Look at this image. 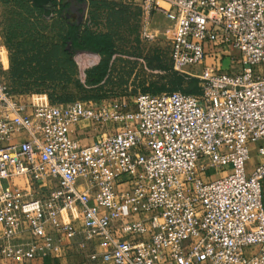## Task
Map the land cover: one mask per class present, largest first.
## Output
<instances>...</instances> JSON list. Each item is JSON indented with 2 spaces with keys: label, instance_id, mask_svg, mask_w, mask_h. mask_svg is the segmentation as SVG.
Returning <instances> with one entry per match:
<instances>
[{
  "label": "built area",
  "instance_id": "built-area-1",
  "mask_svg": "<svg viewBox=\"0 0 264 264\" xmlns=\"http://www.w3.org/2000/svg\"><path fill=\"white\" fill-rule=\"evenodd\" d=\"M137 2L173 24L171 64L199 68V95L26 103L0 39V264H264V0ZM228 49L239 72L205 65ZM83 122L92 144L71 135Z\"/></svg>",
  "mask_w": 264,
  "mask_h": 264
},
{
  "label": "rangeland",
  "instance_id": "rangeland-1",
  "mask_svg": "<svg viewBox=\"0 0 264 264\" xmlns=\"http://www.w3.org/2000/svg\"><path fill=\"white\" fill-rule=\"evenodd\" d=\"M84 1L91 3L84 20L89 31L111 37L109 58L82 51L66 60L58 58L61 33L68 30L64 20L47 15L32 0H0V39L4 46L5 26L16 34L11 49L6 47L5 62L6 75L19 99L35 105L75 101L133 105L140 93L200 94L201 81L196 77L199 68L186 74L171 64L174 31L164 15H150L147 19L137 0ZM207 60V64H215L221 71L235 73L243 68L236 49ZM101 62L106 63L105 75L100 83H91L87 74ZM83 124L87 126L88 122ZM258 146L260 143L251 146L250 166L258 163ZM216 172L209 171L208 175L223 176L221 170Z\"/></svg>",
  "mask_w": 264,
  "mask_h": 264
},
{
  "label": "trees",
  "instance_id": "trees-1",
  "mask_svg": "<svg viewBox=\"0 0 264 264\" xmlns=\"http://www.w3.org/2000/svg\"><path fill=\"white\" fill-rule=\"evenodd\" d=\"M61 13L62 10L60 11V14ZM62 19L64 20L68 30L66 35L61 33L62 36L60 37V40L62 42L59 44V47L56 46L59 51L58 58L66 60L70 57V55L77 51L95 53L107 58L112 55L110 44L111 37L109 35L91 33L87 26L70 24L65 16ZM15 36L16 34L14 31L10 30L9 38L7 39V46L9 49H11V43L13 42ZM105 71L106 63L101 62L96 68L88 72V80L91 83H100L105 75Z\"/></svg>",
  "mask_w": 264,
  "mask_h": 264
},
{
  "label": "crops",
  "instance_id": "crops-1",
  "mask_svg": "<svg viewBox=\"0 0 264 264\" xmlns=\"http://www.w3.org/2000/svg\"><path fill=\"white\" fill-rule=\"evenodd\" d=\"M79 3L82 4V6L79 9ZM55 8L53 11V17H61L63 18L64 16L68 19V23L70 24H75V25H84L88 26L84 20L89 15V10L91 7V3L89 1H84V0H54ZM142 10L143 7L141 4H137ZM62 10V13L60 14V11ZM144 12V11H143ZM159 13H152L150 15H153V17H157ZM150 15H147L144 13V16L147 17V19L150 20ZM81 20H79V17H81ZM163 16V15H161ZM6 30L4 31L5 35V40L9 38V28H7V25L5 26ZM63 35H66L67 32L62 33ZM70 45V44H69ZM6 47L7 42H6ZM210 50V49H209ZM211 54V53H210ZM208 55L207 58L210 56L218 57L221 54H212ZM218 59V58H217ZM208 60H205V65H215V64H207ZM11 62V60H10ZM230 69V68H229ZM23 102H26L25 100L20 99ZM27 103V102H26ZM29 103V102H28ZM93 128V129H91ZM98 132V127L92 124H81L79 126H76L72 128L71 130V135L73 138H79L81 139L83 145H89L92 144L94 141V135ZM29 264H88L86 263L85 259L83 257H70L68 259H38L35 261H32Z\"/></svg>",
  "mask_w": 264,
  "mask_h": 264
},
{
  "label": "water",
  "instance_id": "water-1",
  "mask_svg": "<svg viewBox=\"0 0 264 264\" xmlns=\"http://www.w3.org/2000/svg\"><path fill=\"white\" fill-rule=\"evenodd\" d=\"M33 3L40 8H43L45 10V13L47 15H51L53 14L54 8H55V4H54V0H32ZM79 9L82 6L81 3H79ZM82 16L79 17V20H81Z\"/></svg>",
  "mask_w": 264,
  "mask_h": 264
},
{
  "label": "flooded vegetation",
  "instance_id": "flooded-vegetation-1",
  "mask_svg": "<svg viewBox=\"0 0 264 264\" xmlns=\"http://www.w3.org/2000/svg\"><path fill=\"white\" fill-rule=\"evenodd\" d=\"M41 9H43V8H41ZM43 11L45 12V10L43 9Z\"/></svg>",
  "mask_w": 264,
  "mask_h": 264
}]
</instances>
